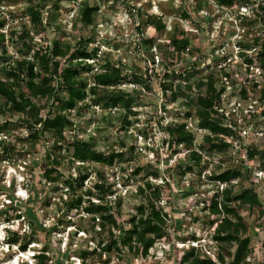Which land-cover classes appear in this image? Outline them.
<instances>
[{
    "label": "rangeland",
    "instance_id": "1",
    "mask_svg": "<svg viewBox=\"0 0 264 264\" xmlns=\"http://www.w3.org/2000/svg\"><path fill=\"white\" fill-rule=\"evenodd\" d=\"M87 1L98 6L92 24H83L79 20L81 0H0V32L4 34V52L10 57L23 56L18 50L22 40L14 36L13 31L25 28L31 36L25 40L33 49L39 47L44 50L46 46L51 47L54 40L67 48L66 55L54 57L62 64L75 48L84 44L87 49L98 47L99 56L89 58L90 63L98 60L99 64L106 59L120 65L123 73H127L126 78L111 85L113 88L131 90L132 71L141 74L144 79L142 83L135 84L137 92L131 95V109L136 113H128L127 118L132 123L122 126L121 118L126 113L124 108L119 105H112L116 108L104 107L100 102L92 101V89L95 87L93 73L97 65L92 64L91 70H81L79 75L87 81L86 96L77 103V107L82 103L88 106H83L85 108L80 109L79 114L74 108L66 111L73 124L71 129L64 131L65 140L59 142L62 143L61 148L52 144L49 133L31 137L29 129L17 121L22 113L0 112V123L5 120L13 122L0 133V139L14 145L8 152H2L0 142V156L6 155L0 158V209L7 211V214L0 215V264H38L35 255L41 250L47 255L41 264H179L182 255L191 248L203 257H211L214 264H233L228 250L233 252L237 242L224 244L226 246L223 247L222 243L213 239L216 224L213 220L219 219L222 214H214L208 207L214 193L226 184L212 178V175L227 167H237L241 171V175L234 179L232 192L252 187L260 203L252 205L247 201L238 207L249 236L248 252L240 264H264V160L258 153L251 157L246 153L247 145L257 146L258 149L264 146V134L260 132L264 131V78L258 64L251 63L249 66L240 56L243 50L255 54L258 44L252 41L258 37L259 42L264 36V0H232L229 3L218 0H200V3L199 0ZM40 2L43 3L40 12L44 24L35 27L25 10L27 6H37ZM184 10L188 12L187 16L183 14ZM147 15L159 16L165 27L156 28L154 24H147L144 21ZM179 31L189 37L190 42L186 46L189 50H175L170 54L167 51L169 38ZM150 36L154 39L152 43L143 41ZM178 37L181 35L178 34ZM84 39L89 40L83 43ZM153 44L157 45L165 60L169 71L167 75L173 71L181 74L173 82L180 79L183 84L192 82L195 86L197 77L217 73V70L215 73L211 70L212 66L224 59L228 62L234 74V83L226 84L219 101L228 116L224 121L233 117L235 128L241 131L242 136L224 135L229 144L220 151L199 148L202 135L208 130L198 127L195 106L193 102L188 103L186 96L177 95L173 99L169 90H161L159 82L164 77L161 70L149 72L147 60ZM31 53L32 49L28 55ZM165 80L169 81L170 76H166ZM251 81L257 82V91H250L247 97L240 98L237 92L239 85L245 83L251 87ZM216 86L219 87V84ZM58 89L60 93L67 94L65 87L59 86ZM184 90L190 96L197 93L196 87L188 90L184 86ZM97 92L102 94L100 90ZM239 98L240 103L237 104ZM36 103L37 112L42 116L54 113L58 108L57 102L47 104L44 98H38ZM187 111L190 114L187 115ZM174 118L177 121L186 119L194 132L192 145L187 147L200 152L197 164H193L185 154V145L179 144L172 151V146L167 143L168 133L164 126L171 120L175 121ZM73 136H92L95 147L105 151L112 147L125 149L121 143L135 144L122 161L114 160L110 164L85 161L90 175L75 190L83 194L84 203L87 199L97 201V193L100 192L94 184L101 179L96 171H103L106 183L114 189L110 198L107 197L112 203L111 214L117 222L114 226L108 216L104 217L102 226L98 224L101 220L99 216L93 218V212H87L82 207H67L71 190L59 186L60 181H48L43 176L44 166L52 165L55 155L61 157L57 169L63 177L77 173V160H69L71 147L66 144ZM186 164L192 165V169L182 170ZM146 179L153 185L146 194L166 212L164 235L149 247L147 255L125 248L119 240V250L103 251L100 248L102 242L113 238L108 232L109 227L112 225V231L118 235L119 226L129 227L128 220L135 214V206L146 201L144 194L134 190ZM89 188L92 193H85ZM155 188L159 189V196ZM10 193L16 198L8 203ZM29 193L33 195L31 204L38 220L46 230L33 233L27 220L16 216L18 210L23 209ZM114 195L120 203L116 202ZM9 230L17 231L18 238L11 245L7 241ZM27 240L30 242L26 249L21 250L19 243ZM83 251L85 254H81ZM219 253L223 260L218 257Z\"/></svg>",
    "mask_w": 264,
    "mask_h": 264
},
{
    "label": "trees",
    "instance_id": "2",
    "mask_svg": "<svg viewBox=\"0 0 264 264\" xmlns=\"http://www.w3.org/2000/svg\"><path fill=\"white\" fill-rule=\"evenodd\" d=\"M220 3H229L232 0H218ZM200 3V0H199ZM198 3V4H199ZM43 3L40 2L36 5H29L26 7V14H28L30 21L35 27H42L43 20L41 17L40 7ZM97 5H90L87 0H81L78 9L79 20L83 24H92L94 22V14L97 12ZM183 14L187 16L188 12L183 11ZM147 24H154L156 28H164L165 23L162 22L159 16L147 15L145 20ZM1 23V21H0ZM94 25V24H93ZM139 28V27H138ZM179 31L178 34L171 35L169 38V47L167 51L172 54L175 50L185 49L190 39L187 35ZM13 35L20 38L21 44L18 50L22 53V57H10L8 53L4 52V34L0 32V112L11 111L22 113L17 117V121L20 124H24L30 131L31 137H37L43 133H49L53 139V145L61 148L62 143L60 140H65L64 131L71 129L73 119L69 116L68 110L74 108L75 113L79 114L80 109H84L88 106L87 103H82L77 107V103L83 100L86 96L85 87L87 81L84 77L79 75L81 70L93 69L92 64H96V71L93 73L95 87L93 90L92 101L100 102L102 106L110 107L112 105H119L126 110L121 118L122 126L131 124L132 121L127 118L128 113H136L131 109L133 96L136 93V88L132 87L131 90H125L120 87L113 88L111 85L120 82L126 78L127 73H123L120 65H115L109 60H102L98 63H90L89 58H94L98 55V47H91L87 49L84 45L75 48L65 63H61L60 59H55L57 55H66L67 48H63L58 41L53 42L52 46H46L44 50L31 46L30 42L25 40L26 37H31L28 30L22 28L20 30H14ZM89 39H84L83 43ZM153 37L144 38V42L152 43ZM259 38L255 37L252 42L258 44L255 54H248L246 51H240V55L244 57L248 64L256 63L260 68V72L264 78V36L258 42ZM67 47V46H66ZM32 49V53L28 55V52ZM5 63H4V62ZM221 73L227 74L230 77L231 83H234L233 73L225 66L220 69ZM178 74V75H177ZM232 74V75H231ZM131 78L133 82L142 83L144 81L141 74L136 71H132ZM231 75V76H230ZM165 76H170V80H165L162 83L164 89L169 88L171 98H176L177 95L186 96L188 103H192L194 107V113L197 115V124L201 128H205L208 132H204L202 135L199 148L203 150L217 149L218 151L225 149L229 144V140L224 138V135H232L235 138L242 136L237 130L232 129L230 126L224 124V115L220 113L216 108L220 104V94L226 90L225 84L218 80L216 75L209 73L208 75L199 76L195 80V86L192 82L182 83L179 79L177 82L173 80L181 77L180 73L173 71L170 75L165 73ZM253 82L251 87L241 83L237 92L240 98H245L250 91H257V82ZM219 84V87L216 85ZM59 86L66 88L67 94L60 93ZM184 86L188 90L197 88L195 96H190L188 91L184 90ZM102 91L99 94L97 91ZM264 96V95H263ZM38 98H44L47 104L54 105L57 102L58 108L54 113H47L42 116L37 112ZM85 106L84 108H82ZM186 114H190L187 111ZM234 122V121H233ZM13 122L5 120L0 123V133L6 130V128L12 125ZM185 120H171L165 124L164 128L168 133L167 143L172 146L174 151L179 144H183L186 147L187 156L192 159L193 164H197L201 158L200 152L195 148H189L187 146L192 145L194 139V132L188 129ZM125 128V127H124ZM264 134V131H263ZM2 145V152H8L14 145L10 142L4 143V139H0ZM66 144L71 147L69 160L74 162L77 160L75 167L77 173L75 175H68L63 177L62 173L57 169V165L61 163V157L55 155L52 157V165L44 166L43 176L48 180L61 183V187L70 189L71 194L69 201L66 202L69 208L82 207L87 212H93V218L98 217L99 225L104 226V217L108 216L110 223L113 226L117 224L116 219L111 214L112 203L107 197L114 193V189H111V184L106 183L104 173L100 169L96 172L101 182L95 183V189L100 192L97 193L98 200L87 199L84 203L83 194L76 193L77 187L83 185L84 180L90 175L89 167L85 165V161L112 163L114 160L122 161L125 158L127 152H131L135 148L134 143L121 145L125 146V149L110 148L108 151L97 149L94 145L93 137L80 138L73 136L72 139H68ZM176 144V147H173ZM246 153L249 157L258 153L264 160V146L257 148V146L247 145ZM6 155H1L0 158H5ZM180 165V164H179ZM181 166V165H180ZM264 166V165H263ZM190 170L192 165L186 164L182 169ZM52 172H55L52 174ZM155 173V171H154ZM156 174V173H155ZM241 175V171L237 167H227L214 173L212 178L226 183L220 191L214 193L211 198L208 207L214 214H222L217 220L212 234L213 239L224 244H231L233 241L237 242L236 248L233 252L228 250L229 255L232 257L233 264H240L245 258L248 252L249 236L246 234L247 225L242 216L238 212V207L245 202H250L252 205L260 204L256 192L252 187H244L239 189L238 192H232L233 182L235 178ZM57 184V183H56ZM76 186V187H75ZM152 183L146 179L143 185H136L134 190L141 194H144L146 201L141 202L135 206V214L129 217V227L123 228L119 226L118 235L114 233L111 226L108 232L112 235V239L109 242H102L101 249L106 252H110L112 248L120 249L118 245H122L129 249L134 250L136 253L147 255L149 247L155 242L156 239L161 238L164 235L163 226L165 223L166 212L154 204L151 196L146 194L148 189L152 188ZM156 195L159 196V189L155 188ZM154 192V193H155ZM85 193L91 194V189H86ZM115 198L116 195H114ZM15 195L10 193L8 195V203H11L15 199ZM34 200L32 193H29L26 198V203L22 210H18L17 217L22 216V220L26 219L30 231L35 233L37 231L46 230L41 222L38 220L36 210L31 202ZM120 203L119 198L116 200ZM82 203L84 205H82ZM19 209V208H17ZM6 209H0L1 214H7ZM7 218V217H6ZM8 220V219H5ZM117 235V236H116ZM118 237H120L118 239ZM32 240V239H31ZM7 241L11 245L18 241L17 231L9 230L7 233ZM27 240L25 243H19L21 250L26 249ZM93 250V249H92ZM46 251L36 253L38 264H41L46 258ZM81 254H85L83 251ZM218 257L223 260L222 254H218ZM179 264H214L211 257H203L199 253H195L194 249L186 251Z\"/></svg>",
    "mask_w": 264,
    "mask_h": 264
},
{
    "label": "built area",
    "instance_id": "3",
    "mask_svg": "<svg viewBox=\"0 0 264 264\" xmlns=\"http://www.w3.org/2000/svg\"><path fill=\"white\" fill-rule=\"evenodd\" d=\"M169 47V46H168ZM159 50V49H158ZM157 50V45L156 44H153L152 45V47H151V55H150V58H148V60H147V63H148V70H149V72H155V71H158V72H160V70H161V75H162V77L163 78H160V82H159V84H160V86H162V83L165 81V73H167V72H169L168 70H167V68H166V64H165V60H164V58H163V56H162V54L160 53V51H158ZM186 50H187V52H188V50H189V47H186ZM241 56V55H240ZM89 60V59H88ZM92 62H94V61H92ZM97 62H98V60H97ZM97 62H94V63H97ZM227 61L224 59V61L222 62V63H219V64H215L214 66H212L213 68L211 69L214 73H215V71L217 70V73H215V75L218 77V80H220V81H222L224 84H225V86H227L226 84H229V82H231L230 81V77L227 75V74H224V73H221L220 72V69L223 67V66H225L228 70H230L231 68H230V65H227ZM209 66V65H208ZM249 66H251V64L249 65ZM165 71V72H164ZM232 75V74H231ZM230 75V76H231ZM234 75V74H233ZM151 76V75H150ZM152 77V76H151ZM131 84H132V86L133 87H135L136 85V83L137 82H133V81H131L130 82ZM163 92L165 91V92H168V90H169V96H170V89L169 88H166V89H164L163 88V86H162V89H161ZM238 102L240 103V98L239 99H237V104H238ZM116 106V105H115ZM115 106H112L113 108H116ZM112 107H111V109H112ZM110 108V107H109ZM217 109H218V111L220 112V113H223V115H224V119H225V117H228L227 116V113H226V111L223 109V107H222V105H218L217 107H216ZM175 120H176V118H174ZM183 120H185L186 121V127L188 128V129H190L191 130V128L188 126V124H187V120L186 119H183ZM228 121V122H227ZM227 121L225 122L224 121V124H226V125H228V126H230L232 129H234V130H237V132H238V129H236L235 128V126H236V121H235V119L232 117H230V118H227ZM234 121V122H233ZM199 127V126H198ZM241 131L239 130V132L238 133H240ZM261 133H262V135H263V132L262 131H260ZM241 134V133H240ZM207 250H209V249H206V251Z\"/></svg>",
    "mask_w": 264,
    "mask_h": 264
}]
</instances>
